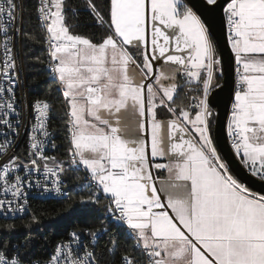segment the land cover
Returning <instances> with one entry per match:
<instances>
[{
    "label": "snow or ice",
    "instance_id": "snow-or-ice-1",
    "mask_svg": "<svg viewBox=\"0 0 264 264\" xmlns=\"http://www.w3.org/2000/svg\"><path fill=\"white\" fill-rule=\"evenodd\" d=\"M18 7L0 0V216L27 212L33 188L61 193L78 172L84 176L74 189L86 193L78 201L85 214L94 218L87 206L101 197L108 204L101 227L67 233L47 259L35 258L28 243L0 241V264H102L95 244L113 225L131 244L117 256L111 241L103 264H264V194L233 171L211 107L216 90H227L226 138L264 184V0H110L107 18L97 0H84L99 35L76 30L79 13L66 0H37L46 57L29 63L43 66L62 95L65 159L47 155L57 147L49 100L17 96L23 61L14 40H38L22 16L15 26ZM217 18L234 55L231 89L230 59L214 39ZM180 91L187 103L177 104ZM26 126L27 150L15 154ZM34 223L32 214L26 227ZM32 239L29 232L25 240Z\"/></svg>",
    "mask_w": 264,
    "mask_h": 264
},
{
    "label": "trees",
    "instance_id": "trees-1",
    "mask_svg": "<svg viewBox=\"0 0 264 264\" xmlns=\"http://www.w3.org/2000/svg\"><path fill=\"white\" fill-rule=\"evenodd\" d=\"M23 2L24 28L33 32L38 37L36 42L23 40V54H28L27 56L24 55V63L29 96L31 100L35 98H47L51 103L54 111L52 113L53 119L49 122V128L54 132L57 145L54 154L58 159H65L67 143L63 132L60 130L62 121L59 119L63 115V98L61 93L56 90L57 85L47 78V72L43 66L34 68L29 63V60L35 57L45 59L46 47L42 40V33L36 23V0H23ZM66 2L78 10V16L72 19L71 22L79 24L80 27L76 29L79 33L85 35L92 33L99 35L102 33V29L96 26L95 21L84 10V0H66ZM97 2L104 10L107 18L110 0H97ZM188 95H191V93ZM176 102L177 104L188 102V96L185 94V91L179 92ZM160 118L168 117L162 112ZM83 176V172L70 173L64 186L69 192V195L65 199H34L31 201L29 212L25 217L14 220L0 218V241L28 243L35 258L47 259L58 241L67 238V233L70 230L87 228L89 225L93 230L101 227V222L104 221L107 201L101 197L98 204L87 206L88 210L93 213L94 218L85 214V206L78 203V201L81 196H86V193L76 192L74 189V185L80 182L77 177L83 178ZM32 214L39 217V223H34L29 228L26 226L31 222ZM9 224L15 228L10 233L4 231ZM29 232H31L34 239L27 242L25 237L28 236ZM113 240L119 245L117 256L131 244V241L123 230L116 228L114 225L111 226L108 234L99 239L95 247L97 257L102 263L110 259L107 249L111 246L110 242Z\"/></svg>",
    "mask_w": 264,
    "mask_h": 264
},
{
    "label": "water",
    "instance_id": "water-1",
    "mask_svg": "<svg viewBox=\"0 0 264 264\" xmlns=\"http://www.w3.org/2000/svg\"><path fill=\"white\" fill-rule=\"evenodd\" d=\"M219 2L223 4L224 0H219ZM214 30V39L218 41L217 47L222 49V55L227 56L230 59V72L227 79L229 83V89H231L234 83V75L231 73V67L234 65V55L231 53L230 46L227 45L226 37L223 30L221 29L218 18L214 25ZM211 99V107L213 108L214 112L218 114L214 128V135L219 144L222 146L226 157L232 164L233 171L236 172L237 176L243 180L250 190L264 194V184L252 179L250 174L238 163L237 158L234 156L233 150L230 148L229 141L226 138L225 125L231 106V99L229 98L228 91L226 90L225 92H219V90H216Z\"/></svg>",
    "mask_w": 264,
    "mask_h": 264
},
{
    "label": "built area",
    "instance_id": "built-area-1",
    "mask_svg": "<svg viewBox=\"0 0 264 264\" xmlns=\"http://www.w3.org/2000/svg\"><path fill=\"white\" fill-rule=\"evenodd\" d=\"M36 3H37V0H36ZM17 4L19 5V7L17 9L18 20H17L15 26H19V24H20L19 17L22 16V18H23V27H24V2H23V0H17ZM14 47H15V51L17 53L18 63L23 61L22 72H21V80L23 81V83L17 89V96L19 98H22V99H25V100H31L30 96H29V91H28L27 74H26L25 63H24L23 40L20 39L18 36L14 40ZM229 113H230V110H229ZM24 116H25V124L27 125L28 124V119H29V109L27 108V106L24 107ZM28 131H29V129L26 126V127L22 128L20 130V135L18 137H16V144H15V148H14L15 154H22L23 152H25L27 150ZM49 131H52V130L49 128ZM53 139H54V141L56 143L55 135L53 136ZM229 145H230V142H229ZM54 151H55V149H49V151L47 152V155L55 156ZM250 191H252V190H250ZM68 195H69V192L64 186L62 187V192L61 193H56L54 191H50V192L43 193V195L39 194V190L33 188L32 192L30 194V197H29V204L34 199L61 200V199H65ZM107 204H108V201H107ZM28 212H29V209H28L27 212H25L23 214H17L14 217L9 216L8 218H5L4 216H0V218L5 219V220L19 219V218L25 217L28 214ZM71 231H73V229L70 230V232ZM62 240H66V238L62 239ZM62 240H60V241H62ZM60 241H58V242H60ZM85 242L89 244V250H92V245H91L90 239H87L85 237ZM19 243L25 244L24 242H19ZM96 245H97V243L95 244V247H96ZM94 250H95V248H94Z\"/></svg>",
    "mask_w": 264,
    "mask_h": 264
},
{
    "label": "crops",
    "instance_id": "crops-1",
    "mask_svg": "<svg viewBox=\"0 0 264 264\" xmlns=\"http://www.w3.org/2000/svg\"><path fill=\"white\" fill-rule=\"evenodd\" d=\"M161 119L164 120L167 118H161ZM153 163H168V159L167 158H157L156 160L153 161ZM153 174L154 176L158 178H164L167 176V171L166 169L156 170L153 168Z\"/></svg>",
    "mask_w": 264,
    "mask_h": 264
}]
</instances>
